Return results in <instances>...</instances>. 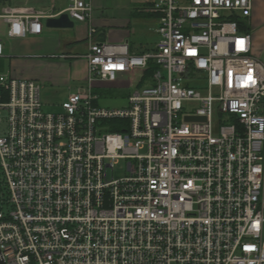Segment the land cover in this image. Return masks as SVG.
Here are the masks:
<instances>
[{
	"label": "built area",
	"instance_id": "built-area-1",
	"mask_svg": "<svg viewBox=\"0 0 264 264\" xmlns=\"http://www.w3.org/2000/svg\"><path fill=\"white\" fill-rule=\"evenodd\" d=\"M69 1L71 19L89 25L88 85L53 112L42 83L0 71L4 263L264 264L254 0H151L159 37L141 54L95 41L92 0ZM46 17L0 8V35H40ZM136 71L124 106L98 103L96 84ZM122 160L126 173L110 177Z\"/></svg>",
	"mask_w": 264,
	"mask_h": 264
},
{
	"label": "crops",
	"instance_id": "crops-1",
	"mask_svg": "<svg viewBox=\"0 0 264 264\" xmlns=\"http://www.w3.org/2000/svg\"><path fill=\"white\" fill-rule=\"evenodd\" d=\"M92 2L93 23L97 29L95 41L110 44L126 43L128 51L136 54L155 48L159 37L156 32L158 21L153 13L145 10L151 0H92ZM26 3L19 7H34L50 17H57L67 13L70 1L26 0ZM72 20L75 23L73 28H47L44 23L42 34L12 38L8 47L4 45L5 57L1 63H6L9 71L18 78L34 79L42 83L45 108L53 109V112L59 111L61 103L78 89L75 84L87 81L88 77V63L84 56L89 52L92 43L89 39V25ZM28 54L39 56L29 57ZM132 74H125V77L115 83H98L94 88L101 86L131 88L132 85L129 86L126 77H131L135 83L136 74ZM107 102L102 103L98 100L102 106L110 104Z\"/></svg>",
	"mask_w": 264,
	"mask_h": 264
},
{
	"label": "rangeland",
	"instance_id": "rangeland-1",
	"mask_svg": "<svg viewBox=\"0 0 264 264\" xmlns=\"http://www.w3.org/2000/svg\"><path fill=\"white\" fill-rule=\"evenodd\" d=\"M27 4L26 0H0V7H16L20 5ZM255 15V18L253 19ZM254 15L250 19V28L252 34L255 39L256 43V52L260 54V57L264 60V0H254ZM45 23V19L43 20ZM1 39L4 42V45L8 47L9 40L4 32L0 35ZM8 65L6 63H0V71L7 72ZM135 83L132 84V87H125V88H114V87H97L93 88V92L99 96L100 102L108 101L110 104L106 105L108 107L117 108L122 107L126 104V100L128 95L130 94L129 91L134 90L137 88V83L140 85V80L142 77L141 71L135 72ZM104 84V83H103ZM102 84V85H103ZM77 88L86 87L87 81H81L75 84ZM106 85V84H105ZM48 111H54L53 109L47 108ZM5 112L2 113V116H5ZM4 126V123H1ZM126 173L125 163L122 160L121 163L112 171L109 169V176L111 177L114 175L115 177H120ZM6 192V191H5ZM1 205V203H0ZM9 206L7 204H3V210L7 211Z\"/></svg>",
	"mask_w": 264,
	"mask_h": 264
},
{
	"label": "water",
	"instance_id": "water-1",
	"mask_svg": "<svg viewBox=\"0 0 264 264\" xmlns=\"http://www.w3.org/2000/svg\"><path fill=\"white\" fill-rule=\"evenodd\" d=\"M75 25L68 13H62L57 17H48L45 20V27L47 28H60L68 29L73 28ZM199 117H197L198 119ZM200 119V118H199ZM0 264H5L0 256Z\"/></svg>",
	"mask_w": 264,
	"mask_h": 264
},
{
	"label": "trees",
	"instance_id": "trees-1",
	"mask_svg": "<svg viewBox=\"0 0 264 264\" xmlns=\"http://www.w3.org/2000/svg\"><path fill=\"white\" fill-rule=\"evenodd\" d=\"M248 29L251 30L250 26L248 27ZM110 130H114V129L112 128ZM0 203H1L0 210L3 209V204L8 205V189H7L5 181H4V174H3V170H2L1 165H0Z\"/></svg>",
	"mask_w": 264,
	"mask_h": 264
}]
</instances>
